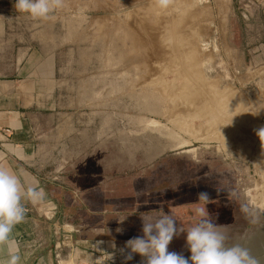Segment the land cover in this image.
<instances>
[{
    "label": "rangeland",
    "instance_id": "1",
    "mask_svg": "<svg viewBox=\"0 0 264 264\" xmlns=\"http://www.w3.org/2000/svg\"><path fill=\"white\" fill-rule=\"evenodd\" d=\"M14 2L8 38L56 60L65 213L95 264H124L139 216L161 212L185 229L227 215L232 242L264 248V0H52L39 20ZM169 251L190 254L183 234Z\"/></svg>",
    "mask_w": 264,
    "mask_h": 264
},
{
    "label": "crops",
    "instance_id": "2",
    "mask_svg": "<svg viewBox=\"0 0 264 264\" xmlns=\"http://www.w3.org/2000/svg\"><path fill=\"white\" fill-rule=\"evenodd\" d=\"M8 30L0 23V167L42 192L35 204L22 201L29 212L13 229L19 264H95L93 242L82 239L65 213L71 189L61 181L56 147L62 123L50 98L58 87L56 60L40 48L22 49L8 38ZM6 259L0 248V260Z\"/></svg>",
    "mask_w": 264,
    "mask_h": 264
},
{
    "label": "clouds",
    "instance_id": "3",
    "mask_svg": "<svg viewBox=\"0 0 264 264\" xmlns=\"http://www.w3.org/2000/svg\"><path fill=\"white\" fill-rule=\"evenodd\" d=\"M160 2L161 6H166V0ZM14 7L18 13L37 20L47 18L53 11L52 0H15ZM257 135L260 139L264 137V128ZM198 195L202 200L207 199V193ZM41 197L42 192L33 186L25 187L16 172L0 167V248L7 255V259L0 260V264H19V245L13 237V229L25 218L22 201L27 199L35 204ZM198 216L187 229L179 227L173 216L163 212L153 219L139 216L140 234L127 239L119 249L124 264L132 261L137 254L141 257L140 264H262L243 243L232 242L231 237L220 230L221 225L215 223V217L204 209L198 210ZM123 231L117 228L118 233ZM181 234L190 253L187 256L182 252L169 251L174 237ZM112 247H116L114 242Z\"/></svg>",
    "mask_w": 264,
    "mask_h": 264
},
{
    "label": "flooded vegetation",
    "instance_id": "4",
    "mask_svg": "<svg viewBox=\"0 0 264 264\" xmlns=\"http://www.w3.org/2000/svg\"><path fill=\"white\" fill-rule=\"evenodd\" d=\"M211 215V214H210ZM213 217H215L216 219L217 218H219L220 219V221L217 219H215V222H221V221H224V220H226L227 219V217L225 218V216H227V215H225V216H223L222 214H217V215H212ZM234 222V221H233ZM252 227V226H251ZM261 230V229H260ZM259 230V232L256 234V236H253L255 239H261L260 241H262V235H263V232L262 231H260ZM253 239V238H252ZM252 239H250L249 241H250V243L252 242ZM260 245L259 246H262V245H264L263 244V242H261V243H259ZM264 250V248L262 247V248H258L257 250L258 251H260V250Z\"/></svg>",
    "mask_w": 264,
    "mask_h": 264
},
{
    "label": "water",
    "instance_id": "5",
    "mask_svg": "<svg viewBox=\"0 0 264 264\" xmlns=\"http://www.w3.org/2000/svg\"><path fill=\"white\" fill-rule=\"evenodd\" d=\"M261 231L263 232L262 241L261 242H263V244H264V229H261ZM252 255L254 257H256L258 260H261V261L264 260V250L255 251V253H252Z\"/></svg>",
    "mask_w": 264,
    "mask_h": 264
},
{
    "label": "bare ground",
    "instance_id": "6",
    "mask_svg": "<svg viewBox=\"0 0 264 264\" xmlns=\"http://www.w3.org/2000/svg\"><path fill=\"white\" fill-rule=\"evenodd\" d=\"M198 79V78H197ZM233 108V107H232ZM157 124V123H156ZM264 140V139H263ZM241 149V148H240ZM242 150V149H241ZM247 152V151H246ZM256 248L255 247H253V246H250L249 247V251H250V253L252 254L253 252H254V250H255ZM258 251V250H257ZM263 261V260H262Z\"/></svg>",
    "mask_w": 264,
    "mask_h": 264
},
{
    "label": "built area",
    "instance_id": "7",
    "mask_svg": "<svg viewBox=\"0 0 264 264\" xmlns=\"http://www.w3.org/2000/svg\"><path fill=\"white\" fill-rule=\"evenodd\" d=\"M25 208V207H24ZM29 212V210L27 209V208H25V213H28Z\"/></svg>",
    "mask_w": 264,
    "mask_h": 264
}]
</instances>
